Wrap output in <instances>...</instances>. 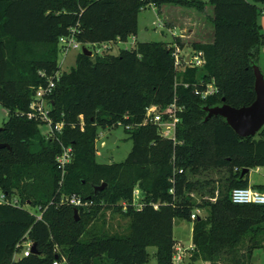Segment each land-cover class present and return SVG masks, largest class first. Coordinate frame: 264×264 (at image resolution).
<instances>
[{
  "label": "trees",
  "instance_id": "obj_1",
  "mask_svg": "<svg viewBox=\"0 0 264 264\" xmlns=\"http://www.w3.org/2000/svg\"><path fill=\"white\" fill-rule=\"evenodd\" d=\"M163 5L199 12L210 5L212 40L187 45L179 36L172 42L135 39L117 54L79 52L71 69L60 70L59 40L72 30L87 46L125 42L137 34L142 9ZM263 9L264 0H0V105L8 114L0 130V143L8 145L0 148V192L20 205L0 204V264H12L22 240L35 242L38 254L19 263L147 264L153 246L156 264H174L177 219L192 222L187 264H255L253 251L264 248V205L233 203L230 195L249 185L243 168L264 167V125L240 137L221 116L205 120L204 108H239L255 99ZM174 43L202 51L204 65L177 70ZM56 73L49 115L63 126L47 136L25 112L37 88ZM201 79L213 80L216 91L196 94ZM174 98L182 107L174 141L154 123L139 124L146 107L163 110ZM118 122L132 141L130 152L121 162H97L98 128ZM62 146L72 153L60 168ZM209 171L225 175L224 183L198 178ZM253 188L264 191V184ZM73 195L86 204L68 203ZM195 209L204 214L191 219ZM107 210L128 220L125 233L98 225Z\"/></svg>",
  "mask_w": 264,
  "mask_h": 264
},
{
  "label": "rangeland",
  "instance_id": "obj_2",
  "mask_svg": "<svg viewBox=\"0 0 264 264\" xmlns=\"http://www.w3.org/2000/svg\"><path fill=\"white\" fill-rule=\"evenodd\" d=\"M206 1V0H203ZM212 7L207 5L204 11L199 12L193 8H184L175 5H163L160 10L155 6L147 7L142 9L138 14L137 19V34L131 35L125 42H117L111 44L108 49L102 47H96V52L101 55L105 52L117 54L120 49L131 48L134 44V38L137 42L145 41H161V42H172L175 36L180 34L181 41L189 45L193 42H208L213 37V26L210 21L212 15ZM262 25V31L264 33V16L259 15L258 18ZM92 50L91 46H87ZM81 52L80 49H70L68 52L63 54L59 53V66L61 71H68L75 65L77 54ZM94 52V51H93ZM257 66L259 67L264 77V43L261 46L257 58ZM8 119L7 110L0 105V127ZM40 133L42 135L47 134L48 127L44 124L39 126ZM115 136L114 141L109 142V138ZM132 147V141L128 139L127 133L124 130L123 125L116 124L109 127H99L98 136L96 139V161L100 163L109 162H121L127 154L130 152ZM221 172L209 171L204 173L198 178L202 181L207 178L215 180L216 185L224 183V177ZM249 186L255 187L259 184H264V167L259 169L251 168L249 170ZM218 181V182H217ZM217 194V191L215 192ZM33 213L37 211L32 207H27ZM200 214H204V210H200ZM178 220V219H177ZM98 225H102L110 233H125L127 230L128 220L123 218L119 214H114L107 210L97 220ZM192 222L179 220L175 223L174 237L176 240L175 246L181 245L184 249L192 246ZM25 245L14 250L12 255V264H32V263H19L23 257V251ZM150 259L147 264H156V258L154 256L155 247L149 246L147 248ZM252 262L255 264H264V248L255 249L252 253ZM188 258L185 257L182 261H174V264H187ZM196 264H209L203 261H197ZM223 264V263H222Z\"/></svg>",
  "mask_w": 264,
  "mask_h": 264
},
{
  "label": "built area",
  "instance_id": "obj_3",
  "mask_svg": "<svg viewBox=\"0 0 264 264\" xmlns=\"http://www.w3.org/2000/svg\"><path fill=\"white\" fill-rule=\"evenodd\" d=\"M261 15L264 16V9L261 11ZM72 34L66 37H61L59 40V44L61 46V51L63 54L68 52L70 49H80L83 45L79 42L74 36V30L71 31ZM135 41V38H134ZM110 43H101L92 44V51L96 52V47H102L103 49H108L110 47ZM174 50V65L177 70L184 69L185 66L189 67H202L205 63L203 52L200 50H183L175 43L173 44ZM97 53V52H96ZM44 73H41L43 75ZM58 76L56 73L54 76L48 78V83L46 86H39L35 91L34 97L29 105V109L25 112V116L30 120H36L41 124H44L48 127L47 136H55L56 133L61 131L63 126L62 122L53 123L52 118L49 115V101L48 95L51 93L54 87V78ZM216 91L213 80L205 81L200 80L198 84L195 86V93L199 94L201 97H206L210 94H213ZM182 110V107H179L176 102V98L163 110L157 105H151L146 107L145 109V117L140 125L146 124L148 122L154 123L158 126L160 134L162 137L175 140V129L176 125L179 122V111ZM80 118H82L80 116ZM117 124L122 125V123L118 122ZM124 126V125H123ZM126 128H129V125H125ZM72 149L71 147L62 146L61 153L56 156V161L58 167L63 168L71 159ZM257 170L259 168H256ZM140 197V191L138 189H134L133 198L134 204L137 208L142 206V202L138 201ZM231 200L233 203L237 204H260L264 205V191L255 189L253 187H236L231 191ZM67 202L72 205H85L86 202H83L80 197L73 195L67 198ZM0 204H8L12 206H20L19 201L16 197H8L5 193L0 192ZM154 208L158 207L157 203L152 204ZM200 213L199 209H195L191 215V219H195L196 216ZM37 219H40V214H36ZM32 241L22 240L16 244V247L25 245V249L23 251V256H28L31 254V245ZM192 246H190L191 248ZM184 249L181 245H177L174 247L173 253V262L174 261H182L185 257H189V249ZM52 264H60L58 261H54Z\"/></svg>",
  "mask_w": 264,
  "mask_h": 264
},
{
  "label": "water",
  "instance_id": "obj_4",
  "mask_svg": "<svg viewBox=\"0 0 264 264\" xmlns=\"http://www.w3.org/2000/svg\"><path fill=\"white\" fill-rule=\"evenodd\" d=\"M81 53L87 56L92 55L91 50H89L86 46L81 47ZM253 71L255 76V99L253 102L247 106H242L239 108L232 107L225 103L213 107L207 106L204 108L207 113L205 120H208L212 116H221L240 137L253 136L260 130V128L264 125V77L257 64L253 65ZM223 100L224 98H222V101ZM2 128L3 127L1 126L0 130ZM115 139V136H111L109 138V142L114 141ZM6 146L8 145L5 143H0V148ZM248 171V168H243L241 171V176H243ZM105 186V182L100 185H94V193L102 190ZM74 211L75 213L77 212L76 209ZM31 253L38 254L35 242H33L31 245Z\"/></svg>",
  "mask_w": 264,
  "mask_h": 264
},
{
  "label": "crops",
  "instance_id": "obj_5",
  "mask_svg": "<svg viewBox=\"0 0 264 264\" xmlns=\"http://www.w3.org/2000/svg\"><path fill=\"white\" fill-rule=\"evenodd\" d=\"M213 12V11H212ZM178 36H180V34H178ZM187 50H189V49H187ZM249 186V185H248ZM251 187V186H250ZM178 221L179 220H175V222H174V225H175V223H178ZM192 230V229H191ZM173 233H174V230H173Z\"/></svg>",
  "mask_w": 264,
  "mask_h": 264
}]
</instances>
